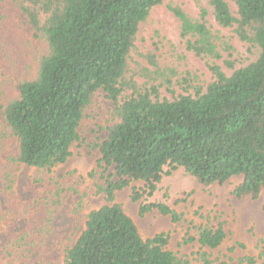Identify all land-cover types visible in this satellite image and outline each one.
I'll use <instances>...</instances> for the list:
<instances>
[{"label":"trees","instance_id":"trees-1","mask_svg":"<svg viewBox=\"0 0 264 264\" xmlns=\"http://www.w3.org/2000/svg\"><path fill=\"white\" fill-rule=\"evenodd\" d=\"M165 3L0 0V37L7 36L5 27L11 26L12 18L22 17L33 38L46 46L37 59L36 75L19 80L16 97L0 88L4 122L0 152L8 140L16 146V153L0 163L1 188L10 213L19 166L50 172L64 164L71 146L80 140L78 129L95 93L101 91L113 105L116 121L93 143L100 158L88 176L98 178L95 194L108 204L82 216L81 200L76 202L75 224L83 222L84 229L65 249L63 264H224L211 254L230 235L223 222L214 226L207 220L190 228L193 233L188 232L182 242L196 243L198 250L192 258L179 256L167 249L165 233L143 240L132 219L113 203L115 194L138 182L141 187L132 190L131 200L147 199L164 177L179 168L205 188L241 177L231 192L237 199L255 200L264 189V0H234L235 13L225 0H208L215 23L256 47L257 58L230 76L212 64L213 80L203 89L198 87L193 96L171 92L170 99H159L160 90L172 86L170 75L153 61V71L143 67L134 71L130 62L140 26L154 7ZM167 10L180 24L186 50L211 61L220 60L222 53L231 55L226 38L207 27L205 9L201 8L198 20L176 5L168 4ZM134 77L146 81L139 86ZM125 92L130 94L122 100ZM63 194V190L54 193V210ZM182 202L178 199L175 204ZM150 212L169 217L174 224L183 220L164 203L142 201L139 215ZM257 250V256L244 255L235 264H264V239L258 241Z\"/></svg>","mask_w":264,"mask_h":264},{"label":"rangeland","instance_id":"rangeland-1","mask_svg":"<svg viewBox=\"0 0 264 264\" xmlns=\"http://www.w3.org/2000/svg\"><path fill=\"white\" fill-rule=\"evenodd\" d=\"M225 1L235 13L234 0ZM168 4L179 6L195 20L200 18L201 8L205 9L207 27L226 38L232 49L231 55L222 53L220 60L211 61L198 58L186 50L180 24L167 10ZM11 21V26L5 27L7 36L0 37V88L6 89L7 95L14 98L19 80L36 75L37 59L44 54L46 46L33 38L24 18H12ZM257 53L256 47L239 41L231 31L215 23L208 0H166L165 4L154 7L148 20L140 26L130 66L134 71H139L141 67L153 71V64L156 63L164 69L171 77L172 86L170 92L161 89L159 99H170L171 92L174 96H193L198 87L203 89L206 83L213 80L210 65L219 66L226 76H230L233 71L254 62ZM227 63H231L232 67H228ZM134 80L139 86L146 81L142 77H134ZM129 94L123 93L122 100ZM112 111L111 101L101 91L96 92L80 123V140L71 146L72 154L64 164L50 172L19 166L12 187V213L5 203L0 182V264H63L65 249L74 244L84 229L83 222L77 227L75 224L73 210L76 202L81 200L82 216L108 204L102 196L95 194V185L100 183L98 178L88 176L96 170L100 158L99 152L93 149V143L101 139L105 135L104 129L116 121ZM2 113L3 108H0V128L4 123ZM15 153V143L6 141L0 152V163L5 164L7 158ZM240 182L241 177H234L222 186L205 188L179 168L170 177L161 180L151 197L133 202L132 190L141 187L140 183L134 182L116 193L113 203L119 204L132 219L143 240L165 233L169 236L167 249L190 258L198 250V245L183 244L189 229L205 225L207 220L214 226L221 221L230 235L217 250L211 251L212 258L220 263L235 264L234 260L244 255L257 256L258 241L264 239V189L255 200L250 197L237 199L231 192ZM70 189L76 190L77 194H72ZM57 190H63L65 198L54 210L52 201H57L53 198ZM178 199L183 202L175 204ZM142 201L164 203L182 214L183 220L174 224L169 217L156 212L140 216ZM53 210L54 215L50 217L49 212ZM43 225L48 227L42 230ZM238 244L244 249H240Z\"/></svg>","mask_w":264,"mask_h":264}]
</instances>
